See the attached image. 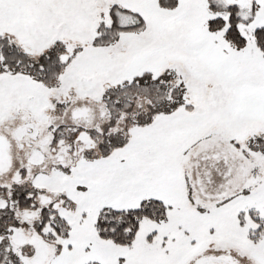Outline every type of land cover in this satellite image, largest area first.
<instances>
[{"label":"snow or ice","instance_id":"obj_1","mask_svg":"<svg viewBox=\"0 0 264 264\" xmlns=\"http://www.w3.org/2000/svg\"><path fill=\"white\" fill-rule=\"evenodd\" d=\"M0 264H264V0H0Z\"/></svg>","mask_w":264,"mask_h":264}]
</instances>
